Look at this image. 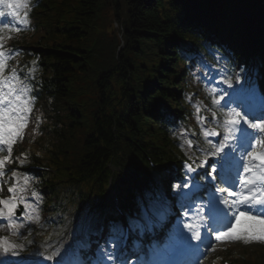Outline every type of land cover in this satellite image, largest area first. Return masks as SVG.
<instances>
[{"label":"trees","instance_id":"trees-1","mask_svg":"<svg viewBox=\"0 0 264 264\" xmlns=\"http://www.w3.org/2000/svg\"><path fill=\"white\" fill-rule=\"evenodd\" d=\"M40 9L25 43L41 52L45 77L55 78L40 103L57 128L52 143L63 150L56 160L69 179L35 173L65 211L69 201L81 200L85 211L102 204L110 164L121 171L132 204L129 195L155 171L164 172L151 170L145 154L156 162L176 157L162 109L170 102L176 113L183 109L185 72L177 47L192 28L214 29L224 39L216 24L234 38L241 56L249 51L247 58L264 63V0H43ZM66 18L74 23L60 30Z\"/></svg>","mask_w":264,"mask_h":264},{"label":"snow or ice","instance_id":"snow-or-ice-1","mask_svg":"<svg viewBox=\"0 0 264 264\" xmlns=\"http://www.w3.org/2000/svg\"><path fill=\"white\" fill-rule=\"evenodd\" d=\"M31 0H0V17H11L13 21H19L27 25L28 10L31 8ZM7 9V12L4 11ZM0 192L4 191L7 185V198H0V220L7 221V227L12 229L14 235H19V229L24 228V223H17L21 217L30 224L37 223L39 216L36 206L29 202L26 194L30 192L31 197L40 199L39 193L31 188V180L27 174H21L17 170H11V175L5 179L7 166L19 162L23 164L20 157L13 158V147L24 138L25 129L30 122L36 97L31 95L32 87L21 78L20 73L15 67L9 69V61L18 55V51L5 48V40L11 39L3 35L8 22L0 20ZM19 32L20 28L13 29ZM227 82V81H226ZM216 89L208 91L212 97L211 103L220 106L223 119L217 121L216 126L202 128V135L205 138L221 136L217 143L213 144L207 140L210 155L216 157L213 165H209L210 172L205 176H210L216 180L217 167L219 166V176L222 182L229 185L228 188L216 189L219 192L227 193L223 199V204L228 211L224 212L226 222L221 228H215V240L218 242H264V111L259 116H253L250 120V112L241 113L237 108H228L227 103L223 106L220 101L223 95L216 96ZM191 100V97H189ZM238 102V107H246L239 102L236 94L233 97ZM264 108V98L260 101ZM197 123L203 125L207 117L200 115L202 112V102L197 101L193 104ZM227 108V111H223ZM213 119H216L217 112L208 109ZM163 111V109H162ZM220 129L221 131H218ZM250 129L252 131H250ZM188 148L195 147V142L191 139L184 141ZM183 144L181 145L183 149ZM227 149V151H225ZM187 155V152L185 153ZM25 155V154H22ZM207 163L203 160L202 164ZM201 165H198V167ZM186 167L195 171L192 165ZM9 181H12L9 183ZM179 189L181 186L176 185ZM183 187L187 188L185 182ZM255 210V211H254ZM209 214L215 219L221 210L214 203L209 208ZM19 213V215H18ZM188 217L189 213L184 212ZM200 222H187L184 228L191 233V239L200 241ZM18 245L10 242L9 237H0V248L4 253L15 255ZM215 251L214 246H210ZM58 254L53 252L48 259L54 260ZM17 264V262H14Z\"/></svg>","mask_w":264,"mask_h":264},{"label":"bare ground","instance_id":"bare-ground-1","mask_svg":"<svg viewBox=\"0 0 264 264\" xmlns=\"http://www.w3.org/2000/svg\"><path fill=\"white\" fill-rule=\"evenodd\" d=\"M222 41H223V40H222ZM215 45H216V43H215ZM233 47H234V46H233ZM234 49H235V47H234ZM183 51L185 52L184 49H183ZM212 58H213V57H211V56H209V55L207 56V59H208V60H212ZM214 61H218V60L216 59V60H214ZM188 69L190 70V68H188ZM41 86H45V85L42 84ZM253 105H254V104H252L251 107H253ZM256 107H257V106H255V108H256ZM166 123H168V122L166 121ZM209 160H210V162H214L216 159L213 160V158L211 157V158H209ZM211 188H212V186H208V187H207V189H208V193H207L206 198L204 199V202H205L206 204H209V202H210V201H209V195H210V190H211ZM113 207H114V206H112V208H113ZM112 213H113L112 215H116V217H117V215H118V212H117V211H112Z\"/></svg>","mask_w":264,"mask_h":264}]
</instances>
